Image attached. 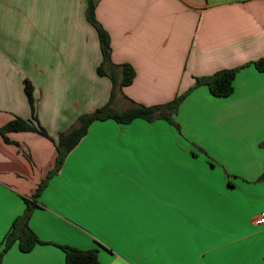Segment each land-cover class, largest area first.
<instances>
[{
	"label": "crops",
	"instance_id": "1",
	"mask_svg": "<svg viewBox=\"0 0 264 264\" xmlns=\"http://www.w3.org/2000/svg\"><path fill=\"white\" fill-rule=\"evenodd\" d=\"M89 3L111 40V107L184 96L179 128L95 121L58 167L60 134L113 93ZM263 58L264 0H0V129L32 119L28 80L50 137L0 133V252L42 183L29 226L47 243H15L1 264H65L59 246L98 249L101 264H264ZM232 69L229 97L196 86Z\"/></svg>",
	"mask_w": 264,
	"mask_h": 264
},
{
	"label": "trees",
	"instance_id": "2",
	"mask_svg": "<svg viewBox=\"0 0 264 264\" xmlns=\"http://www.w3.org/2000/svg\"><path fill=\"white\" fill-rule=\"evenodd\" d=\"M94 9V5L89 3L87 17L89 22L98 31L101 52L103 55V61L98 67V74L101 76H108L112 80L113 93L110 102L106 106L97 109L93 113L82 115L79 119L78 125L75 128L67 133L60 134L58 144V167L62 164V161L67 156V154H69L79 144L82 138L86 136L89 126L95 121H105L112 119L118 123L128 124L136 119H144L149 122L156 119H163L179 128V126L173 121L172 116L177 112L179 105L184 99V96L177 97L173 101L163 105L151 107L134 105L128 110L122 112L116 111L111 107L114 98V91L118 86V81L115 74L108 72L105 68L106 64L111 62V40L109 34L97 22ZM255 66L259 71L264 72V58L257 61ZM122 70V80L120 85H130L135 78L134 69L130 65H123ZM238 70L239 69L223 70L211 77L197 78L196 86H207L211 94L215 97H229L234 92V80ZM33 92V85L27 80L25 84V93L31 107L32 119L30 121L21 118L12 120L6 126L0 129V133L3 136H5L6 132L29 131L39 133L46 138H50L47 131L39 124L37 119ZM44 187L45 183H42L39 186L34 199L35 197L39 196ZM34 199L32 201L26 200L27 209L25 214L15 220L11 231L5 237L3 241V250L0 252V257H2V259L4 254L15 243H18L19 249L24 253L31 252L37 245L47 244L42 242L29 226L30 216L33 210L38 207ZM59 247L65 253V264H101L99 261L98 249L84 251L69 246ZM1 262L2 260H0V264Z\"/></svg>",
	"mask_w": 264,
	"mask_h": 264
},
{
	"label": "built area",
	"instance_id": "3",
	"mask_svg": "<svg viewBox=\"0 0 264 264\" xmlns=\"http://www.w3.org/2000/svg\"><path fill=\"white\" fill-rule=\"evenodd\" d=\"M256 225H264V212L261 213L260 217L255 221Z\"/></svg>",
	"mask_w": 264,
	"mask_h": 264
},
{
	"label": "snow or ice",
	"instance_id": "4",
	"mask_svg": "<svg viewBox=\"0 0 264 264\" xmlns=\"http://www.w3.org/2000/svg\"><path fill=\"white\" fill-rule=\"evenodd\" d=\"M0 260H2V257H0Z\"/></svg>",
	"mask_w": 264,
	"mask_h": 264
}]
</instances>
